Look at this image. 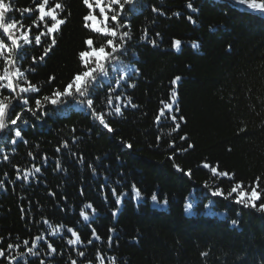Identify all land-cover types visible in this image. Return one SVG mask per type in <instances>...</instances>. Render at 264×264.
I'll list each match as a JSON object with an SVG mask.
<instances>
[{
	"label": "trees",
	"instance_id": "trees-1",
	"mask_svg": "<svg viewBox=\"0 0 264 264\" xmlns=\"http://www.w3.org/2000/svg\"><path fill=\"white\" fill-rule=\"evenodd\" d=\"M186 1L134 0L125 6L129 27L121 31L128 30L131 40L117 73L110 70V74L115 77L128 66L140 74L122 81L125 97L131 96L137 107L128 105L122 107L121 116H105L114 132L108 133L70 100L66 101L70 107L43 117L16 109L22 117L18 125L23 139L11 144L16 126L9 125L12 133L7 129L0 133V247L6 251L0 264H9V257L11 264H40L41 260L71 264L72 259L88 264L78 251H85L93 264H101L95 259L97 251L104 257L103 264H112V257L115 264H264V212L234 203L235 194L225 198L237 183L246 190L256 184L264 189V13L252 12L236 0H206L198 9L192 3L193 11ZM60 2L65 5L67 22L57 47L45 62H38L34 72L26 73L41 89L35 94L38 97L68 83L89 35L83 24L87 9L82 0ZM33 6L34 0H14L15 9ZM9 15L21 18L19 11ZM145 31L156 40V47L140 39ZM174 39L181 40L179 50L171 46ZM193 42L199 47L193 48ZM20 54L24 56L22 68L27 69L42 49L25 46ZM51 76L56 79L49 86ZM176 76L181 80L172 85ZM173 88L177 95L172 113L157 123L155 117L163 104L172 103ZM106 92L107 86L98 90L100 97ZM94 104L97 111L111 110L97 98ZM30 106L34 107V101ZM52 107L46 105V110ZM171 115L180 123L175 132ZM180 116L185 119L180 121ZM181 136L187 139L180 140ZM65 141L67 149L62 147ZM123 142L132 148L123 147ZM169 144L176 149L193 147L174 153ZM44 156L49 158L47 164ZM56 160L62 165L59 170ZM173 163L183 171H177ZM205 163L210 167H203ZM36 166L41 173L24 181V173ZM211 167L229 176L214 177ZM189 170L191 175H185ZM133 184L141 191L142 201L131 198ZM217 187L225 196L211 195ZM113 188L118 194H130L119 206L111 195ZM153 194L158 196L155 208ZM87 203L93 204L96 213L86 209L90 221L85 222L79 212ZM44 219L53 226L73 227L84 242L68 245L66 239L72 237L66 229L49 235L51 229ZM92 228L100 240L92 237ZM110 228L115 231L109 232ZM38 235L45 240L37 242L34 252L38 255H32L27 248ZM88 239L94 243L89 245ZM24 240L29 241L27 246ZM53 241L55 254L47 249ZM9 243L20 247L8 249Z\"/></svg>",
	"mask_w": 264,
	"mask_h": 264
},
{
	"label": "snow or ice",
	"instance_id": "snow-or-ice-1",
	"mask_svg": "<svg viewBox=\"0 0 264 264\" xmlns=\"http://www.w3.org/2000/svg\"><path fill=\"white\" fill-rule=\"evenodd\" d=\"M84 7L87 9V14L83 16L84 28L88 30L89 35L83 41V48L78 52V68L73 75L69 77L68 83L62 88H53L49 95L37 96L35 94L40 93L41 89L35 84L31 83L26 73L35 71V66L38 62H45L46 58H50V54L57 47L58 35L62 31V26L67 22V13L64 3L60 0H34L33 7H26L23 9L14 8V0H0V93L6 91L7 95H0V133H3L5 129L9 133L13 132V129L9 125L16 126L14 135L11 138V144L15 145L19 140H22V129L18 125V121L22 119L19 112L16 111L20 108L22 111L30 112L32 116H36L40 113V117L49 115L50 112H60L64 108L70 107V103L66 101L70 100L75 102L79 107L84 108L87 114L91 115L94 121H98L99 125L107 130L108 133L114 132V129L110 126V123L105 119V116H121L123 115L122 107L130 105L132 108L137 105L132 103V97H125V77H131L133 74L139 75V69L128 66L117 76L110 74H116L122 61L121 56L127 55V43L131 40V34L128 30L121 31V29H127V17L125 15V6L132 5L134 0H82ZM239 5H246L248 9L258 10L260 13H264V0H236ZM189 9L193 8V4L189 2L187 4ZM19 11L21 18L17 19L14 15H9ZM152 11L158 12L159 9L153 8ZM29 14L25 17L24 14ZM175 15H179L176 13ZM25 19L30 20V24H26ZM188 19L192 20L191 16ZM215 29H213L214 31ZM157 37L160 33L155 34ZM141 40L148 39L149 42L156 47V40L149 39L148 34L145 31L140 37ZM25 46H32L33 48L42 49V54L32 57V67L27 69L22 68L21 61L24 56L20 54V50ZM173 49L179 50L181 48V40L174 39L171 41ZM193 48H198L199 45L195 42L192 43ZM56 79L55 76L48 78V85L51 86L52 81ZM113 79H115V86H113ZM181 80L180 76H176L172 81V85H176ZM107 86L106 95L99 96L98 90H102ZM126 87H135L134 83H126ZM32 94V95H29ZM176 90L173 88L171 92L172 103L163 104L158 115L155 117L157 123H160L161 118L168 116L172 113L173 105L175 104ZM122 97L126 99V103L122 105ZM94 98L99 99L100 103L106 104L111 110L107 113L103 111H97V106L94 104ZM15 101V103H14ZM34 101V107L30 106ZM46 105L53 106L46 110ZM167 110V111H165ZM178 111V109L176 110ZM13 116L15 118H13ZM173 122L177 121L176 115L170 116ZM185 118L179 117L180 121ZM24 124L28 121L24 120ZM180 128V123H175V128L172 129L175 132ZM75 131V129H73ZM157 141L160 137H156ZM184 136L180 137V140H186ZM25 143L27 141H24ZM64 149L69 147L65 141L62 145ZM123 147L128 149L132 148V144L123 142ZM169 147L175 151H187V148H192L193 145L189 144L186 149H176L174 144H169ZM57 152L61 151V148L56 149ZM29 156L33 154L28 153ZM75 155V153H71ZM7 155L4 156V160H8ZM48 157H43V163L47 164ZM173 159V157H169ZM82 160V158H81ZM60 160L55 161V167L57 170L61 169ZM173 167L177 171H183L179 165L173 163ZM205 168H209L210 165L205 163ZM42 169L39 166L34 167L31 171H26L23 175V180L27 181L30 176H35L37 173H41ZM19 173V169H17ZM212 175L219 177H228L229 173L225 171H219L216 167H211ZM95 175V169H93ZM185 175H191V170L185 173ZM17 179H21L19 174ZM259 180V178H257ZM3 187V183L0 182V188ZM55 195L54 193H49ZM235 194L234 203L242 205L245 208H258L259 211L264 212V189L259 184L251 186L250 189H245L240 183L235 184L230 190L225 191L217 187L212 191V196H225V198L232 197ZM111 195L115 198V204L119 206L122 199H127L129 193H117V190L113 188ZM131 198L138 201H142V193L136 187L135 184L131 186ZM107 200V197H105ZM153 207L155 208L158 196L153 194L151 196ZM166 203V202H165ZM189 204L187 208H191ZM91 210L93 214L96 213V209L92 203H87L83 206L79 212L83 221H90V215L86 211ZM23 211V210H22ZM113 216L117 215V211L112 212ZM23 218V217H22ZM43 223L48 225L51 229L49 235L56 236L61 233L62 229H66V233L70 234L72 238H67L66 243L71 246L82 244L84 241L81 239V235L73 227H67L65 225L53 226L49 220L44 219ZM237 221L233 220L232 224L236 225ZM115 229L110 228L109 232H114ZM92 237L95 240H100V236L97 234L96 229H91ZM65 236H61V239H65ZM45 240V237L38 235L32 242V246L27 248V252L32 255H38L34 252L37 247L38 241ZM109 246H111L112 237L108 238ZM55 241L47 243V249L51 254L57 253V248L53 246ZM87 243L92 245L93 239H88ZM23 244L27 246L28 240H24ZM18 248L20 245H14L9 243L8 249ZM79 257H85L88 259V264H93L92 259L86 256L85 251H78ZM6 251L0 247V257H5ZM9 264L13 258L9 257ZM96 260H99L103 264L104 257L97 251ZM115 257H112V264H115ZM40 264H44L41 260ZM71 264H77V260L72 259Z\"/></svg>",
	"mask_w": 264,
	"mask_h": 264
},
{
	"label": "bare ground",
	"instance_id": "bare-ground-1",
	"mask_svg": "<svg viewBox=\"0 0 264 264\" xmlns=\"http://www.w3.org/2000/svg\"><path fill=\"white\" fill-rule=\"evenodd\" d=\"M187 3L191 2V3H195V6H197V9L199 8L200 5H202L203 3L206 2V0H189L186 1ZM132 11V10H130Z\"/></svg>",
	"mask_w": 264,
	"mask_h": 264
}]
</instances>
